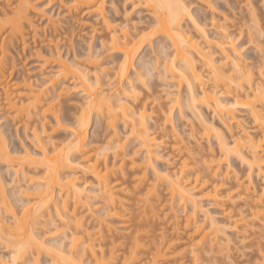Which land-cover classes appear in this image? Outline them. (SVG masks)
<instances>
[{
    "label": "bare ground",
    "instance_id": "bare-ground-1",
    "mask_svg": "<svg viewBox=\"0 0 264 264\" xmlns=\"http://www.w3.org/2000/svg\"><path fill=\"white\" fill-rule=\"evenodd\" d=\"M40 1L16 0L11 7V12L5 13L4 18L0 17V89L4 95L1 102L6 105V108L8 106L9 109H13V116L17 114L15 117L21 115L29 117L31 114L36 116L31 127V134L41 152L40 157L36 158L32 155L31 150L23 149V153L20 154L16 149H9L6 137L0 130V160L9 174L16 176L15 181L18 183L17 188H19L16 189L15 187L14 190L18 192L14 191L12 197L14 200L23 199L22 206L25 207L22 216H18L4 195V186L0 181V209L4 207L11 217L10 226L5 223L3 217H0V240H4L6 244L3 241L0 242L6 246L9 245L11 248L7 258H0V264H41L40 256L43 254L49 260L47 264H118L119 262L120 264H159L157 263L161 262L158 261L159 259L168 261L167 254L169 253L167 251L171 248L169 245L172 243V247L175 245L174 242L169 244V241L164 240V232L162 233V231L161 233L156 232L157 234L154 232L155 234L152 235H155V238L148 235L149 231L147 230L146 233L143 228L147 219H144L145 222L141 220L143 219L141 213H136L142 217L139 219L140 225L134 220L139 218L137 217L139 215L132 213L136 218L130 217L132 220L130 224H133L131 227L135 229L134 223L138 227L134 230L136 232L132 228L130 229L133 231L131 235L133 239L129 240L130 242L126 241L128 238L125 234L126 231L124 232L126 239H124L125 237L123 239L126 242L124 240L121 242L123 244L125 242V246L130 244L128 247H123L122 243L116 242V239L120 240L122 236L120 234L123 231L120 234L115 233L114 230H117V226L116 229H113L114 224L113 226L110 225L118 218L120 219L118 221H121L119 226L127 227L129 221L124 223V220L125 218L129 220V216L127 217L128 211H125L127 209L123 204L129 195H132L131 198H136L138 202H143L139 205L136 202L139 209L145 205L146 208L150 206L149 210H152L155 207L152 202L153 198L159 199L158 194H156L158 185H164L168 194V198L164 202V205L168 207V212L165 213L164 217L171 215L174 223H177L178 211L181 210L184 214V228H188L190 230H188L190 232L188 234L191 238L193 237L191 242V239L188 241L190 246L188 253L190 252L189 255H192L190 257L192 264L198 263V244L202 245L201 243L204 242L206 244H203L202 247H210V249L215 245L219 247L220 242L224 241L219 232L226 229L225 225L218 223L209 212L207 213L204 205L201 204L202 201L211 203L217 208L219 204L221 212L223 210L225 215L230 214L232 208L236 206L237 202H233V200H237L235 199L236 196L233 199L234 195H238L240 199L245 196V203L251 205L250 213H248L263 219L261 220L263 225L264 201L262 191L264 190L260 187L259 190L262 191L258 192V188L254 184L258 180L256 177L262 179L261 184L264 183V78L259 73L257 80H254L253 72L242 63L237 49L226 34L225 29L222 26L219 28L218 34L220 36L216 42H213L191 12L190 0H122L124 3H128L127 5L130 4L129 6L134 11L139 12L142 9L150 15L151 22L143 26L137 25L131 18L128 19L129 16L126 15L127 17H125V12H127L125 7L123 10L125 11L124 19L121 22L118 23L115 19L109 18L105 9L106 0H65V4L60 0L59 5H65L66 12L64 13L69 19L68 23L86 25V22L77 18L79 17L77 15L81 16V14L87 13L94 16L95 21L100 24L101 30H104L103 34L97 33L100 34L99 44L96 43L94 48L99 45V49L91 51V47H89L87 62L94 66V68L92 67V70L94 69L93 74L89 75V71L78 64L79 62L74 60L75 58L69 61L63 57L58 49L50 50L49 55L54 62L53 71L49 69L50 74L48 73V76L43 74L42 81L35 85L29 77L24 78V90L15 93L11 89L12 85H8L5 78V62L9 58L12 62V50L17 41H19L18 43L21 41L22 46H24L23 35L26 32V26H30L31 31H33V20L29 14L35 10L36 3ZM249 1L247 0L248 3L244 5L246 9L249 6L250 13H253L254 4ZM40 13L42 19L47 17L48 20H46L53 25L54 32L56 27L53 18L51 20V17H48V14L52 12L45 13V10H42ZM253 15L255 14L253 13ZM255 17L253 16L252 20H256ZM74 23L71 24L74 25ZM156 35L158 36L156 38L160 37L162 43L160 41L153 43L152 37ZM261 37L264 41V32L261 33ZM212 42L215 48L212 46ZM166 44L171 48V55L173 56L167 54L168 56L164 55L163 59L162 55L166 53L164 49ZM154 46H156V51H153ZM147 50L150 51L149 54L155 52L156 56L151 57L156 61L151 60V62L154 61L152 63L149 62V59L146 61V64L147 62L150 63L148 65L152 68L147 65L144 74L152 73V70L158 66L157 62L159 63L157 56H162V60H164L163 62L160 61L162 62V68L160 67L162 70L157 68L156 70H158L157 72L161 71L163 74L160 72V75H164L166 78L164 81L173 87L171 88L173 98L168 97L171 96L172 92L165 93L168 98L164 102L165 105L159 103L156 97L151 100V103L158 102L157 106H154L156 110L154 108L152 110L161 113L162 118L159 117L163 119V127L170 122L169 114L174 106H178L181 110V106L177 105L181 100L177 91L179 92V89L184 87L186 91L184 105L197 120L196 127L190 126L192 132L190 136L196 138L195 135L198 134L200 136L199 142H202L200 139L208 141L214 138L218 144L217 155L210 150L208 152L204 150L206 158L201 153L200 161L207 171L203 175L201 171L203 168L195 167L197 172L201 171L197 174L195 173L196 170H193L197 160L191 158V154L188 152L189 148H186L188 146L185 145V152L182 150L184 149L183 144L177 132L171 130L172 133H170L171 131L168 132L166 129L167 133H170L173 136L172 139L175 140L173 141L175 142L173 149L176 147L178 153L180 150L183 152L179 154L181 160L179 158L175 162L177 166L169 167L173 164L170 163L172 160L170 161L168 157L162 155L160 151H163L162 148L164 147H161V142L158 141L168 134L162 126L154 128V125L151 129L148 123L152 113L149 109L151 110L153 106L150 108L149 105L147 106L149 102L145 100V97L144 103L140 101L142 106L139 108L132 107L133 100L139 96V90L136 91L139 87L137 85L134 87V80L141 81L143 71L139 73L141 71L139 69L145 66V60L143 61L142 57L147 55L144 54L149 52ZM142 52L143 54L140 55ZM214 52L219 54L218 59L214 57L216 54ZM17 87L18 85L12 88L16 89ZM9 91L10 93L13 92L12 95ZM72 93L78 94L83 100L80 105L74 97H71ZM148 95H150L147 96L148 98L152 97L151 92ZM3 103L1 104L3 105ZM78 105L79 113L75 116L72 114V116L69 111ZM200 106L210 109L217 116L221 125L230 133L231 142L227 140L222 130L207 122L202 112L199 111L201 110L199 109ZM236 106L244 108L251 117L255 127L260 131V137H255L241 122L235 112ZM134 107L138 106L135 105ZM91 116L95 118L96 127L104 124L106 134L101 145L90 147L86 143ZM63 122H65L64 130L67 134L65 141H55L56 131L59 130L58 128L63 129ZM119 123L123 125V129L126 131L123 137L119 133ZM233 128H235L234 132L232 131ZM159 129L162 131L160 132ZM195 142L198 144V139ZM127 143L128 145L134 143V146H138L143 156L140 159L137 158L135 156L137 150L129 149L131 145L128 146V150H125ZM159 148L161 149L158 150ZM162 156L165 157V162H163L166 166L158 168L154 161L159 160ZM230 158H236L243 166H246L248 173L246 172L244 179L239 178L240 175L237 173L239 175L237 176L236 171L231 169ZM32 163H35L33 167L30 166ZM40 165L43 166V177L38 179L39 181L37 180L38 182L35 184H31L34 178L29 174L30 172H37ZM149 171L152 174V180L147 178ZM191 174L195 176L192 177ZM231 174L233 176L229 177ZM252 174H254L255 181L252 179ZM87 176L91 178V190H89L90 185H87ZM229 178L233 180L232 185L235 190H228L227 193V190L224 189L226 192L224 195L221 189L220 193L224 196L222 198L219 190L223 183H229ZM23 186H25V190H22ZM87 186L90 188L88 189ZM262 187L264 189V184ZM29 189H36V192L33 193L36 197L28 192ZM88 192H93L91 194L94 195ZM17 193L22 194L23 198H18ZM123 194H127V197L124 196V198ZM131 198L129 197V199ZM226 200L227 202L231 201L230 204L225 203ZM224 204L225 206L226 204L230 205L229 208L224 207ZM230 207L232 208L230 209ZM226 209L228 212L225 213ZM241 211L235 213L239 218H232L234 216L232 213L231 216L225 215L229 219L232 218L229 224L231 223L234 232L239 227L245 229L249 227V223L245 222ZM198 214L203 216L202 219L198 217ZM90 216L96 219L92 224V227H96L94 230L90 229L91 224L86 220ZM64 225L66 228L61 235L54 239L53 237L44 238L48 232H56ZM118 228L120 229V227ZM124 228L122 227V229ZM103 230L104 232L107 230L108 235H116L117 238L114 236H108V238L107 234L104 235ZM141 230L145 231L144 233L148 236L142 234ZM142 235L146 238H143ZM243 235L246 236V234ZM140 238L150 241L151 245L159 239V243L156 242L155 245H152L155 249L154 254L151 252V256L146 261L144 260L146 258L138 259L140 258L138 252L147 250L144 249L146 247ZM148 238L153 239L149 240ZM154 239L155 241L152 242L151 240ZM106 240L109 241V246L108 242L107 245L105 244ZM51 241L53 247L47 244ZM114 243L118 247L117 250ZM163 247L166 248L163 249ZM121 248H126V254H120V259L116 251L121 250ZM201 248L199 250H202ZM123 251L122 253H124ZM169 252L171 255L174 250H169ZM260 252L261 259H264V254ZM180 253L183 254V252ZM177 255L178 253H176ZM173 256L175 254L171 257ZM181 256H177L180 257L177 260L183 259L186 255L182 258ZM171 257L170 260L173 259V262L175 260L176 264L178 262V264H184V261L180 262ZM137 260L141 262L139 263ZM142 260H144L143 263ZM262 264H264V260Z\"/></svg>",
    "mask_w": 264,
    "mask_h": 264
},
{
    "label": "rangeland",
    "instance_id": "rangeland-1",
    "mask_svg": "<svg viewBox=\"0 0 264 264\" xmlns=\"http://www.w3.org/2000/svg\"><path fill=\"white\" fill-rule=\"evenodd\" d=\"M59 1L60 0H41L40 2L36 3L35 10H32V12H30V14H29L30 17H32L31 20H33L32 21L33 22L32 26L34 28V29L32 28L33 31H31L30 26H28V25L26 26L27 27V28H25L26 32L23 35L24 41H25L24 46H22L21 41H20V43H18L19 41H17V44H14V48L12 50V52H13L12 62L10 61L11 60L10 58L5 62V64H6L4 67V69H5L4 74H6L5 78H6L8 85L9 84L12 85V86L10 85L11 89L15 93L17 91L24 90V88H25L24 87V84H25L24 78L29 77L31 79V81L33 82V84L35 85V84H38L40 81H42V79H43L42 76H44V75L48 76L50 74V72H48L49 69H51L50 71H53L52 69L54 67V62L52 60V57L49 55L50 50L55 51L56 49H58L60 51V53L63 55V57L69 59V61L73 60L75 58L74 60H77V62H79L78 64H81L82 67H84L87 71H89V75L93 74L92 71H94V69L92 70V67L94 68V66H91V64H88L87 55L89 52V47H91L90 48L91 51L95 50L97 48L99 49V47H98L99 45L97 46V48H94V46H96V43L99 44L98 38H99L100 34H103L104 30H101V28H100L101 26H100V24H98L97 21H95V17L91 16L90 14H87V13L81 14L82 17L80 15H77V16H79L77 18H80L81 20L83 19V21L86 22V25L77 24L74 22L68 23L69 19L66 18L67 15H65L66 13H64V12H66L65 5L64 6L59 5L60 4ZM190 1H191V4H190L191 9L190 10L193 13V15L196 17V19L200 22L201 26L204 27V29L206 31L205 33H207L206 35H208L213 42H216V40L220 36L218 34L219 28L222 26L225 29L226 34L229 36V38L234 43V45L237 49L239 58L241 59L242 63L244 65H246V68L251 69V71L253 72L252 75L255 78L254 80H257V78H258L257 75L259 73H261L262 77L264 78V41L261 37V33L264 32V0H250V1L248 0L249 2H253V4H254V12L253 13L256 15V17H255V15H253V16L256 18V20H252V17H253L252 14L253 13H250L249 6L247 5L248 9H246V7H245V5L248 3L247 0H190ZM15 2H16V0H0V17L1 18L5 17V13L9 14L11 12V7H12V5L15 4ZM61 2H64V4H65V0H61ZM123 3L124 2L122 0H106L105 9H106V14L109 16V18H111L113 20L115 19V21L118 23H119V21L121 22V20L124 19L123 17H124L125 11H123V10L126 9L127 12H125V17L129 16L128 19L131 18V20L133 22H135L137 25L143 26V25L151 22V17L148 13H146V11H144L142 9L139 12L136 10L134 11L129 6L130 4L127 5L128 3H126V2H125L126 4L125 3L123 4ZM253 4H252V6H253ZM124 7H125V9H124ZM42 10H45V13L52 12V13H50L51 15L48 14L49 16L48 15L47 16L51 17V20L53 18L54 26L56 27V29L54 31L55 33L53 32L54 27H53V25H51L47 21L48 20L47 17L42 19V17L40 16V14H41L40 12ZM248 10H249V12H248ZM57 13H58V15H57ZM71 23H74V25ZM94 27H96L97 29ZM97 31H99V32H97ZM97 33H100V34H97ZM156 37H158V36L156 35V36L152 37L153 43H156V41H160L162 43V40H160V37L159 38H156ZM50 39H52V40H50ZM213 42L211 44L215 48V45H213L214 44ZM155 47L156 46H154L153 51H156ZM164 47H165L164 49H165L166 53L162 55L163 59H164V55L168 56L167 54H169V56H170L172 53V50L168 46V44H166V46H164ZM147 51H149V50H147ZM143 52L140 53V55L143 54ZM149 53H150V51L148 53H144L147 55H143V57H142V60L143 61L145 60L144 61L145 66L144 67L142 66V68L139 69V70H141V71H139V73L140 72L142 73V71H143V74L141 75V81L134 80V87H137V86L139 87L136 91L138 92V90H139L138 93H139L140 97L138 96L137 98L138 99L140 98V100L135 98L133 100V106L132 107L133 108H139L140 106L143 105L141 103H144V101L147 100V102H149V104H147L145 102V105L146 104H147V106L149 105L148 106L149 108H150V106H153V107H151V110L149 109V111H151L152 113H151V117L148 119V123L150 124L151 129H153V127L155 125L154 128H156V126H160V127L162 126V128L165 129L166 133H167L166 129H168V132H170L171 130L177 132L179 139L181 140V142L183 144L184 149H182V150L185 152V150H186L185 147L188 146L186 148H189L188 152H189V154H191V158H194L197 160V161L194 160L196 163H194L195 164L193 166L194 169H193V167H192V169L196 170L195 167L203 168V170H201L202 175H203V174L207 173V171H206V169H204L203 164L200 161L201 157H202L201 155L203 154V157L204 156L206 157V155L204 153H205V151L208 152L209 150L212 151L215 155H217L218 150H219L218 144L214 138H211L208 141L200 139V141H202V142H199L200 136H198V134L195 135V136H197L196 138H193L190 136V135H192L190 126L193 125L196 127V125H197L196 121L197 120H196V117H194L190 113V110L184 105V100L186 97V91H185L184 87H181L180 88L181 90L179 89V92L177 91V93H179V97L181 98V100H179L180 102L177 103V105L179 104L181 106V110L178 108V106H174V108L171 109V112L169 114L170 122L165 124L163 127V124H162L163 119H161L162 115H161V113H159V111H157V112L154 111V110H156V107H154V106H157L156 104H158V102L165 105L164 102H166V100L168 99L166 97L167 94L165 96V93L172 92L171 88H173V87L169 86L168 85L169 83L167 84L164 81L166 78L164 77V75H160L162 73L161 71L157 72L158 70H162V69H160V67L162 68V66H161L162 62L164 61V60H162V56L161 57H159V55L157 56V58L159 59V63H160L159 64L157 62L159 67L157 66L156 68L158 70H156V68L153 67L155 69L152 70V73L146 74V75L144 74L145 67L148 64H150L148 62L146 64V61L150 60L149 62H151V60H154V59H152L151 56H153V57L156 56L154 54L155 52L154 53L151 52V54H149ZM214 54H215V56H214ZM214 54H213V56L216 59H218L219 54L217 52H214ZM171 56H173V55H171ZM168 58H171V57H168ZM137 60H138V58H137ZM137 60H136V62H137ZM161 60H162V62H160ZM154 61H156V60H154ZM154 61H152V62H154ZM154 66H156V65L154 64ZM148 67H151V66L148 65ZM27 72H29L30 74ZM6 81H4V82H6ZM17 85H18V87L16 89L12 88L13 86H17ZM135 85H137V86H135ZM11 89H9V90H11ZM12 91H11V93H13ZM150 92L152 95V97H150L151 99L147 97V96H150V95H148V93H150ZM9 93H10V91H9ZM152 93L154 94V96ZM2 97H4V95H2V91L0 89V130L2 131V133L6 137L8 148L9 149H16L20 154L23 153V149H28V150H31V153L34 157L39 158L41 155V152H40V149L38 148V145H37L35 139L33 138L32 134H31V127L33 125V120L36 118V116L33 114H31V116H29V117H26L25 115H21L22 117L21 116L15 117V115L17 116V114H14V116H13V114H12L13 109L12 110L9 109L8 106H7V108L5 107L6 105L3 102H1ZM71 97H74L79 105L83 101L78 96V94L72 93ZM153 97L158 98L157 103H154L155 101L153 103H151L152 102L151 100H154V99H152ZM168 97L173 98V92H172L171 96H168ZM174 97H175V94H174ZM144 98H145V100H144ZM140 101H141V103H140ZM172 101H174V100H172ZM1 103H3L4 106ZM134 104L137 105L138 107H134L135 106ZM79 105L77 107L73 108L71 111H69V112H71V115L73 114L75 116L79 113V111H80ZM131 105H132V103H131ZM200 107H199V109H201V110H199V111L202 112V115L207 120V122L213 124L219 130H222L224 135L227 137V140L229 142H231L232 137L230 136V133L226 130V128H224L221 125L220 120L217 118V116L215 114H213V112L210 109H206L204 106H202L201 108ZM152 108H154V110H152ZM235 112H236V115L239 116L241 122L244 123V125L251 131V133L253 135H255V137H260L259 129L257 127H255L256 125L254 124L251 117H249V115L246 113L244 108L236 106ZM159 116H161V118ZM90 124L91 125L89 127V134H88V139H87L86 144H89L90 147L94 146V145H101L103 143V141L105 140V134H106V130L104 129V124L96 127L94 116L93 117L91 116ZM26 125L28 126L27 128L25 127ZM62 127H63V129L58 128L59 129V130H57L58 132L56 131V135L54 137L55 141H65V136L67 135L65 130H64L65 129V122H63ZM118 129H119L120 136L123 137L125 135L126 131H124L125 129H123V125L121 123L118 124ZM233 129L234 130H232V131L234 132L235 128H233ZM156 131H158V130H156ZM161 131L162 130H160V132ZM170 133H172V131ZM170 133L169 134L167 133L168 134L167 136L159 139L158 141L161 142L160 146L164 147V148H162L163 151L162 150L160 151L162 153V155L168 157L170 161L174 160V162H172V161L170 162L171 164L172 163L173 164L169 165V167H171V166L174 167V166H177V163H175V162H177L176 160L177 159L179 160V158L181 160V155H179V154L183 153V152L180 150V153H178V150L176 149V147H174V149H173V146H175L174 145L175 142H173V141H175V140L172 139L173 136H171ZM197 139H198L199 145L195 142ZM133 144L132 145L130 144L131 145V147H130V145H128V143H127V146H126L127 148L125 150H128V146L130 147L129 149H133V150L136 149L137 152L135 153V156L140 159L143 156V153L141 152V150L139 149L138 146H136V145L134 146ZM132 146H134V147H132ZM160 149L161 148H159L158 150H160ZM164 159H165V157L162 156V158H160L159 160H157V161L155 160L154 164L158 168H163L166 166V164L164 163L165 162ZM229 163L231 164V169L232 170L234 169L236 171V174L238 173L240 175L239 178L244 179L246 177V174L248 173L246 170L247 169L246 166H243L236 158H230ZM34 165H35V163H32L30 166L33 167ZM42 167L43 166L40 165L39 168H37V172H30L29 175H32L34 178L33 183H31V184H35L36 182L39 181L38 179H41V177H43ZM173 167H171V168H173ZM5 168L6 167L4 166V164L0 160V181L2 182V184L4 186V195H6L8 202L14 208L17 215L22 216V213L25 211V207L22 206L24 203V201H22L23 199H21L22 194L17 193V195H16L21 200H14L12 197V194L15 191L14 190L15 187H16V189H19V188H17L18 183L15 181L16 176L14 177L11 173L9 174V172L7 171V168L6 169ZM197 171L198 170H196V172H195L196 174L201 173V171L200 172H197ZM193 174H191L190 176L194 177L195 175L193 176ZM238 174H237V176H239ZM147 175H148L147 178L148 179L150 178L149 180H152V174L150 171L148 172ZM253 175L254 174H252L251 176L253 177ZM231 176H233V175L231 174L229 177H231ZM87 177H88V178H86V179H88L87 185L89 186L91 178H90V176H87ZM256 178L258 179L257 182H255V184H254L258 188V190L257 189L256 190L258 192L264 190L262 187L264 183L262 182L263 184H261L262 179L261 178L259 179L258 177H256ZM82 179H84V178H82ZM230 179L231 178L228 179L229 183L228 182H227V184L223 183V185L221 186V188L219 190V193L221 192V189L223 190L222 192H224V195L226 193L225 192L226 190H227V193L229 191L235 190V187H233V185H232L233 180L232 179L230 180ZM252 179H253V181H255L254 177ZM21 183H20V185L22 186ZM127 183L129 184L130 182L128 181ZM128 184H127V186H128ZM131 185H130V188H131ZM88 186H87V188L89 189L91 187L89 189V190H91L92 186L91 185H90V187H88ZM218 186H219V184H218ZM164 187H165L164 185H158V187L156 188V190H157L156 194H158L157 197H159L160 200L155 199V198H153V200L151 199L153 204H155V207L154 208L152 207L153 208L152 210H149L150 206H148L146 208L145 205L142 206L143 208L140 206L142 210L139 209V207H138L139 203L142 204L143 202H138L136 198H131L132 195H129V197L131 199H129V197L125 198V197H127V194L126 195L123 194V197L125 196L124 198H125V200H127V201L124 200L125 205L123 204V206H125L127 209L125 211L126 212L128 211L127 217L129 216L128 217L129 220H126V218H125L124 223H127L129 221L128 224L127 225L125 224V225L127 227H129V226L130 227L128 228L129 229L128 230L127 227L124 228L125 227L124 225L119 226L121 221H118V220H120L118 218L115 219L119 222L118 224L116 223L117 221H115V220H114L115 222L113 221L110 223L111 226H113V224H114V226H113L114 228L112 227L113 229L117 228V230H114L115 233L117 232L120 234L123 231V233H121L120 235H122V236L124 235V236L123 237L121 236V238L119 237L120 240L116 239V242L122 243L123 240L126 239V237L128 238V240H126V241H129V240L131 241L133 239V237L131 236L132 232L134 230H136V228H138V227H137V225H135L134 221H133V223H134L135 229L131 227V226H133V224L132 225L130 224V222L132 221V220H130V217L134 219V218H136L135 215H139V216H137L139 218H136L134 220L137 221L138 225H140L139 219H141L142 217H140V214H136V213H141V215H143V219H141V220L144 221V219L145 220L147 219V221H146L147 223L144 221L146 224L145 223L143 224V221H141L142 222L141 224L144 225L143 228L145 229L146 233H147V230L149 231V233H147L148 235L154 237L155 235H152L154 232L155 233L156 232L161 233V231H162V233L164 232V240H166L167 242L169 241L168 242L169 244L174 242L175 245L173 247H172L173 243H172V245H169V247H171V248H169V250H172V251L174 250V252H172V253L175 254V256L171 257L173 254L170 255V252L168 250L167 252L169 254H167L168 255L167 259L170 260V257H171V258H175L177 260L178 258H180L177 256H179V255L181 256L182 253H180V252H183L181 258L184 255H186V256H184L183 259H181V260L179 259L177 261H180V262L184 261V264H192V260L190 258L192 255H189L190 252L188 253V250L190 251V249H189L190 246L188 244V241L191 239L190 240V242H191L193 237L191 238V236L189 235L190 234V232H188L189 229L184 228L185 227V225H184L185 221H184L183 212L181 210L178 211L179 216L177 218V221H178L177 223H174L173 218H171L170 217L171 215H169V214H166L169 216L164 217L165 213L168 212L167 205H164L165 200L168 198L167 191ZM24 188H25V186L22 187V190H25ZM259 188L262 190H259ZM224 189H225V191H224ZM28 192H31L32 195H34L36 197V195L33 194L36 192V189H34V190L29 189ZM91 193H93V192H90L89 194H91ZM262 193H263V201H264V191H262ZM220 194H219L220 197H222L223 194L222 193H220ZM91 195H94V194H91ZM13 196H15V195H13ZM34 196H32V197H34ZM237 196L238 195L233 196V199L235 197V199H237V200H233L231 198L233 200V202L234 201L237 202V203L234 202V203H236L235 204L236 206H234V208L230 207V209L232 208L231 213H232V215H234V216H232V218H239V216L235 215V213L242 210L241 214L244 215L245 222L249 223V227L246 229L239 227L238 230H236V232L238 231L237 233L234 232L235 230L232 231V229H233L231 227L232 225H231V223L229 224V222L231 221L232 218L229 219L227 216H225V215H228L229 213L224 215L223 210L221 212V209L219 208V204L217 206L220 210L215 205H213L211 203H207L205 201H202L201 204L204 205V209L207 211V213L209 212L210 215H212L211 217H213L218 223L225 225L226 229L219 232V235L223 236V238H224V241L220 242L219 247L215 245L210 249V247L209 248L208 247H202L203 244H206L204 242L201 243L202 245H200V243L198 244V248L200 249L202 247L201 248L202 250L197 249V251H198V253H197L198 254V259H197L198 263L197 264H262V261L264 259H261L262 255L260 256L259 252L261 250L260 253L264 254V249H263V247H264V224L263 225L261 224V223H263V222H261V220H263V219L259 218L258 216L256 217V215L252 216L251 214H249L250 213L249 210L251 209V207H250L251 205L249 206L245 203L246 202L244 199L245 196H242L243 198L240 196L241 199L239 198V196L238 197ZM153 197H154V195H153ZM92 200H94V199H92ZM227 200L225 201V203L227 202ZM157 201L158 202L161 201L160 202L161 204L158 203ZM93 202H96V201H93ZM136 202H138V205ZM229 202H231V201H228L227 203L230 204ZM226 206L229 208L230 205L228 206L226 204ZM226 206L224 204V207H226ZM128 208L130 209L131 212L129 211ZM222 209H223V207H222ZM226 210L227 211L224 210L225 213L228 212V209H226ZM126 212H125V214H126ZM132 213H134L135 215L133 216ZM231 213L229 214L230 216H231ZM200 215L201 214H198V217L200 219H202L203 216H200ZM0 217H3L5 223L8 226H10L11 217L8 214V212L5 211L4 207H1V209H0ZM91 217L92 216L88 217L86 220L89 221V223L91 224L90 229L94 230V229H96V227H92V224L96 221V219H93L94 217H92V218ZM152 217L154 218V220ZM46 226L48 227V225H46ZM141 226H140V228H141ZM118 227H120V229ZM122 227L124 229H122ZM176 227H179V228H177L178 230L176 229ZM65 228L66 227L64 225V226L60 227L58 229V231H56V232L50 231L44 235V238L53 237V239H54L58 235H61L62 231H64ZM131 228L133 231L130 230ZM41 229H40V231H41ZM105 231L106 232H104V230H103L104 235L106 236V234L108 232H107V230H105ZM125 231H126L125 234L127 235L126 237L124 234ZM145 231L141 230L142 234L146 235L144 233ZM134 232H136V231H134ZM119 234H117V235L119 236ZM133 234L136 235V233H133ZM243 234H246V236ZM148 235H146V237ZM108 236H114L115 238H117L116 235H108L107 234V237ZM158 236H159V234H158ZM142 237H143V235H142ZM146 237L144 236L143 238H146ZM157 238H160V237H157ZM104 239H105V237H104ZM140 239L144 242V246L146 247L144 249H147V250L144 252L142 250L140 252H138V255L140 257L138 259L146 258V259H144L146 261L147 258L149 256H151L150 253L155 250L152 247V245H155L156 242L159 243L158 242L159 239H157L158 241H155V239L151 240L152 242L155 241L154 242L155 244L152 243V245H151L150 241H148L146 239L143 240L142 238H140ZM150 239H153V238H150ZM107 240L105 241L106 242L105 244L107 245V242H108V246H109V241H107ZM0 241L4 242V240H0ZM3 242H0V258H7L10 255L9 249H11V248H9L10 246L8 244H7L8 246H6L5 245L6 243L4 242L5 243L4 244ZM125 242H124V244L122 243L123 247L125 246ZM129 242H128V244H129ZM143 242H142V245H143ZM47 244L50 247H53L52 241H51V243L47 242ZM117 244L119 245V243H117ZM106 245H104V247ZM114 245L116 246L115 249L117 250V248H118L117 245L115 243H114ZM128 246H130V244L125 246V247H128ZM220 247H222V248H220ZM105 248H107V247H105ZM164 248H166V247H163V249ZM125 249L121 248V250L118 249V251H116L117 256L119 258H120V254H122V255L126 254ZM141 249H143V248H141ZM122 251L124 253H122ZM176 253H178L177 256H176ZM153 254H154V252H153ZM138 255H137V257H138ZM169 255H170V257H169ZM144 260H142V263L144 262ZM169 260L163 261V259H159L158 261H161V262H157V263H159V264H176L175 260H174V262H173V259L170 261ZM40 262H41V264H47L49 262V260L43 254L40 256ZM138 262L140 263L141 261L139 260ZM135 263H137V262H135ZM118 264H120V262Z\"/></svg>",
    "mask_w": 264,
    "mask_h": 264
}]
</instances>
